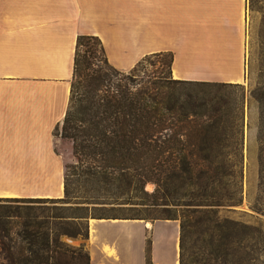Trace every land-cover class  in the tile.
I'll list each match as a JSON object with an SVG mask.
<instances>
[{"label": "trees", "instance_id": "trees-1", "mask_svg": "<svg viewBox=\"0 0 264 264\" xmlns=\"http://www.w3.org/2000/svg\"><path fill=\"white\" fill-rule=\"evenodd\" d=\"M173 60V51H156L120 69L98 35L78 36L69 106L56 128L77 163L66 164L62 196L0 197L19 201L0 209L9 264H91L85 241L63 237L88 239L89 218L119 217L117 209L179 219L180 264H259V226L221 213L242 200L239 170L234 182L217 175L230 171L233 150L237 164L243 154L219 144L229 112L199 89L210 81L175 78ZM253 95L264 121V86ZM151 248L149 236L146 262L156 264Z\"/></svg>", "mask_w": 264, "mask_h": 264}, {"label": "crops", "instance_id": "crops-1", "mask_svg": "<svg viewBox=\"0 0 264 264\" xmlns=\"http://www.w3.org/2000/svg\"><path fill=\"white\" fill-rule=\"evenodd\" d=\"M247 7L248 0H0V197L64 194L56 128L69 106L80 34L98 35L120 69L171 50L174 77L241 82ZM149 236L156 264H180L179 219L90 217L84 241L91 264H147Z\"/></svg>", "mask_w": 264, "mask_h": 264}, {"label": "rangeland", "instance_id": "rangeland-1", "mask_svg": "<svg viewBox=\"0 0 264 264\" xmlns=\"http://www.w3.org/2000/svg\"><path fill=\"white\" fill-rule=\"evenodd\" d=\"M245 44L246 60L241 82L208 80L212 84L202 85L199 89L205 90L215 105L223 104L229 112V118L224 122L227 125L224 135L227 134L228 137L217 143H223L231 150L237 146L242 147L241 163L237 164V156L233 150L227 161L230 171L217 174L234 182L238 178L237 173H240L242 200L239 203L220 205L221 213L259 226L263 235L261 241H258L257 255L259 264H264V121L261 103L253 95L256 88L264 86V0H248ZM56 135L59 139L57 149L65 156L66 170V164L77 163L73 143L71 139L62 136L61 132ZM236 170L239 172L236 173ZM155 187V183L147 185L149 190H154ZM17 203L19 201L0 198V209L1 205ZM111 212L119 217L139 216L132 209ZM67 237L69 236L63 238L74 245L84 241L82 237H71L72 240ZM4 256L0 247V264H9Z\"/></svg>", "mask_w": 264, "mask_h": 264}, {"label": "water", "instance_id": "water-1", "mask_svg": "<svg viewBox=\"0 0 264 264\" xmlns=\"http://www.w3.org/2000/svg\"><path fill=\"white\" fill-rule=\"evenodd\" d=\"M69 240H72V238L71 237H67Z\"/></svg>", "mask_w": 264, "mask_h": 264}, {"label": "bare ground", "instance_id": "bare-ground-1", "mask_svg": "<svg viewBox=\"0 0 264 264\" xmlns=\"http://www.w3.org/2000/svg\"><path fill=\"white\" fill-rule=\"evenodd\" d=\"M63 186V185H62Z\"/></svg>", "mask_w": 264, "mask_h": 264}]
</instances>
